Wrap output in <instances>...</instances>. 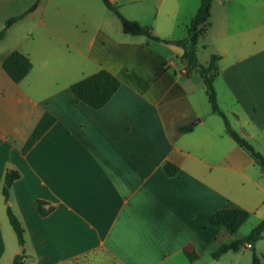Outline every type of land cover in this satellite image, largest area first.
<instances>
[{
  "label": "crops",
  "instance_id": "1",
  "mask_svg": "<svg viewBox=\"0 0 264 264\" xmlns=\"http://www.w3.org/2000/svg\"><path fill=\"white\" fill-rule=\"evenodd\" d=\"M180 2L156 0L153 9L162 13L169 5L167 14L178 17ZM208 21L198 40V61L200 49L208 51L205 64L211 55L220 56L214 88L218 99L224 96L232 105L229 115L222 111L264 156V0H212ZM152 44L116 43L98 30L87 57L121 82L100 109L73 101L69 86L81 78L50 89L46 62L35 68L17 48L0 56V264H12L18 254L3 260L10 237L7 207L23 228V264H250L242 259L253 244L212 257L232 235L209 226L207 218L229 203L263 219V169L217 120L198 113L193 85L199 82L193 80L196 72L186 74L182 49L172 60ZM14 50L31 62L17 83L2 69ZM201 93L204 85L200 99ZM46 111L56 121L21 154ZM183 124H191V131L177 132ZM167 161L178 167L174 176L163 171ZM7 170L19 176L6 200ZM36 200L52 210L39 215Z\"/></svg>",
  "mask_w": 264,
  "mask_h": 264
},
{
  "label": "rangeland",
  "instance_id": "2",
  "mask_svg": "<svg viewBox=\"0 0 264 264\" xmlns=\"http://www.w3.org/2000/svg\"><path fill=\"white\" fill-rule=\"evenodd\" d=\"M35 1L0 0V31L7 18L24 13ZM116 1L122 15L134 17L130 19L151 27L154 33L161 37H183L185 35L184 25L189 21L188 15L199 4V0H181L177 17L175 14H167L171 11L169 5H165L163 10L166 14L157 13L153 9L156 0H140L136 4H130L127 0ZM141 7L143 10L138 9ZM11 26L13 27L7 37L0 38L2 40L0 41V56H3L11 48H17L30 55L35 68H39L41 63L46 62L50 89L61 88L66 83L83 78L98 69L97 64L87 57L90 52L89 42L95 37L98 30L108 35L116 43L124 40H148L142 35L123 33L119 19L103 5L101 0H38L33 11L23 15ZM149 43L152 44L153 41L149 40ZM152 45L160 46L169 59L176 60L178 47L160 42ZM207 59L208 51L200 49L199 60L201 63L205 64ZM177 64L178 67L181 66L179 58H177ZM173 69L177 71V68ZM193 78L199 82V85H193V100L196 110L204 119L214 118L224 128L221 117L210 112V105L205 93L203 95L201 93V99L197 96V92L203 88L201 78L197 73L193 75ZM218 104L227 114L232 108L228 99L221 95ZM231 119L234 129L240 131L233 118ZM247 141L256 150L261 149V146L253 139L248 138ZM260 220L258 214L250 212L248 219L235 234L224 231L225 234L232 235L227 241L245 236ZM6 224L10 237L6 235L7 250L3 260L8 262L11 259L8 258L9 253L16 251L21 254V246L9 223ZM252 250L264 262V231L262 237L253 243L252 249L249 247L244 249L245 257L242 259V263L244 260L251 263ZM100 264L103 262L101 261Z\"/></svg>",
  "mask_w": 264,
  "mask_h": 264
},
{
  "label": "trees",
  "instance_id": "3",
  "mask_svg": "<svg viewBox=\"0 0 264 264\" xmlns=\"http://www.w3.org/2000/svg\"><path fill=\"white\" fill-rule=\"evenodd\" d=\"M101 1L103 5L119 19L123 33L129 35H142L148 40L180 47L182 49L183 52L181 57L186 62L185 72L186 74L196 72L200 76L210 105V112L221 117L226 135L229 136L236 145L253 160L254 163L263 169L264 174V156L231 126L227 115L222 111L218 104L217 94L214 88V80L219 74L218 62L220 56L217 54L211 55L205 65L200 63L197 58L196 52L198 40L206 32L209 26L208 20L212 0H199L197 11L187 25L186 36L175 39L162 38L156 35L150 27L140 24L137 20L125 17L120 12L119 6L116 2L112 0ZM37 3L38 0H36L24 13L7 18L3 29L0 31V38L3 37L5 31L14 22L22 18L26 13L33 11L36 8ZM2 69L13 82L17 83L28 74L31 69V62L26 55L14 50L3 60ZM120 85L121 82L115 75L108 70L101 68L72 83L69 86V90L73 95L74 102H81L92 109H100L111 99ZM55 121L56 118L51 113L47 111L44 112L21 147V154H26ZM191 129V124L176 126V131L179 133H186L191 131ZM162 168L167 176H174L178 172V167L168 161L164 162ZM18 176V173L15 171L7 170L5 172L2 184V195L6 200L9 196L10 186ZM34 207L36 212L41 216L47 215L52 210V207L46 206V203L42 200H36L34 202ZM6 213L8 222L15 233L18 244L23 245V228L20 221L12 213L9 207H7ZM248 217L249 213L246 210L227 203L207 218V224L211 227L224 229L230 234H235ZM263 231L264 218L261 219L259 223L248 232V234L241 238L232 239L221 244L211 255L215 259L228 251L237 252L241 247H245L247 244H253L260 239ZM186 255L190 260L196 258L194 252H186ZM23 257L24 252L15 255L12 264H23ZM250 264H264L253 250Z\"/></svg>",
  "mask_w": 264,
  "mask_h": 264
},
{
  "label": "water",
  "instance_id": "4",
  "mask_svg": "<svg viewBox=\"0 0 264 264\" xmlns=\"http://www.w3.org/2000/svg\"><path fill=\"white\" fill-rule=\"evenodd\" d=\"M183 61H184V63L186 64V62H185V60L183 59ZM21 246V253L23 252V246L22 245H20Z\"/></svg>",
  "mask_w": 264,
  "mask_h": 264
},
{
  "label": "built area",
  "instance_id": "5",
  "mask_svg": "<svg viewBox=\"0 0 264 264\" xmlns=\"http://www.w3.org/2000/svg\"><path fill=\"white\" fill-rule=\"evenodd\" d=\"M247 246H249V245H247Z\"/></svg>",
  "mask_w": 264,
  "mask_h": 264
}]
</instances>
